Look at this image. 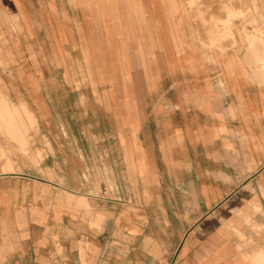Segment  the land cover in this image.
<instances>
[{"label": "crops", "instance_id": "0c3cea01", "mask_svg": "<svg viewBox=\"0 0 264 264\" xmlns=\"http://www.w3.org/2000/svg\"><path fill=\"white\" fill-rule=\"evenodd\" d=\"M0 264H264V0H0Z\"/></svg>", "mask_w": 264, "mask_h": 264}, {"label": "bare ground", "instance_id": "6f19581e", "mask_svg": "<svg viewBox=\"0 0 264 264\" xmlns=\"http://www.w3.org/2000/svg\"><path fill=\"white\" fill-rule=\"evenodd\" d=\"M246 5V4H245ZM242 6H243V4H242ZM247 7V6H246ZM243 10V9H242ZM245 31V30H244ZM261 71V70H260ZM256 74V73H255ZM259 76V75H258ZM257 78H259V77H257ZM262 78V77H261ZM24 138V137H23Z\"/></svg>", "mask_w": 264, "mask_h": 264}]
</instances>
